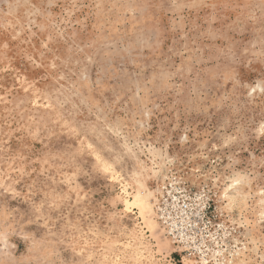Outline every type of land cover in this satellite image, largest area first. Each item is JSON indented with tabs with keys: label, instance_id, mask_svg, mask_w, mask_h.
<instances>
[{
	"label": "rangeland",
	"instance_id": "1",
	"mask_svg": "<svg viewBox=\"0 0 264 264\" xmlns=\"http://www.w3.org/2000/svg\"><path fill=\"white\" fill-rule=\"evenodd\" d=\"M0 264H264V0H0Z\"/></svg>",
	"mask_w": 264,
	"mask_h": 264
},
{
	"label": "bare ground",
	"instance_id": "2",
	"mask_svg": "<svg viewBox=\"0 0 264 264\" xmlns=\"http://www.w3.org/2000/svg\"><path fill=\"white\" fill-rule=\"evenodd\" d=\"M242 184H243V181L240 178H238V177L237 178H235V177L231 178L229 180L226 188H225V190L227 189V193H225V196H230L231 199L232 198H239V197H241L242 196V190H241Z\"/></svg>",
	"mask_w": 264,
	"mask_h": 264
}]
</instances>
